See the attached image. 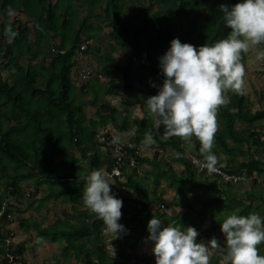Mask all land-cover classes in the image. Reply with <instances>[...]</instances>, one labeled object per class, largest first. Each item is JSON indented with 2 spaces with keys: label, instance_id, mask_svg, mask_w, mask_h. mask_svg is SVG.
I'll list each match as a JSON object with an SVG mask.
<instances>
[{
  "label": "trees",
  "instance_id": "16d2710c",
  "mask_svg": "<svg viewBox=\"0 0 264 264\" xmlns=\"http://www.w3.org/2000/svg\"><path fill=\"white\" fill-rule=\"evenodd\" d=\"M127 1L0 0V64L5 62L0 66V177L8 191L1 195L0 205L7 200L4 199L7 194L17 199H32L29 204L32 206L38 201L52 199L71 203L72 212H64L52 224L29 223L27 218L20 221V225L26 232L35 229L36 244L39 240L65 243L64 255L66 259L75 258L74 264H130L127 261L129 255L136 258L135 264H141L137 261L138 256L142 255L141 258L149 263L154 254H143L121 245L119 256L130 252L124 261H120L109 247L114 235L109 242L103 219L80 198L87 183L86 176L92 169L103 168L109 173L113 168L110 152L104 150L97 139L99 129L109 123L124 132L135 128L132 141L139 144L145 143L146 133L151 132L155 137L152 144L158 146L152 156L139 153L137 166L124 164L122 178L112 176L110 179L113 192L123 198L122 212L135 211L130 219L122 216V223L128 229L126 232L134 234L139 231L143 236L153 215L175 226L193 225L198 230L209 219L210 227L199 232L200 239L203 234L214 237L217 231H221L223 219L233 212L242 215L260 212L264 216L263 201L257 200L251 191L234 193L233 183H219L217 176L198 170L191 160L192 155L203 158L198 137L193 135L190 140L177 135L162 138L163 126L156 129L154 117L144 105V99L157 93L163 83L159 57L170 47V41L178 36L182 41L200 45L225 38L231 27L226 24L220 5L227 3L231 6L238 0H148L146 13H142L137 24L134 23L136 16L125 9ZM155 4L161 8L153 12ZM13 11L19 17L11 19ZM22 14L27 20L21 18ZM107 24L113 28L108 35L112 48L101 60L105 64L100 73L113 72L114 78H122L124 87L130 92L138 87L142 89L143 99L140 96L138 99L142 100L145 112L141 117H135L131 112L120 117L115 115L114 109L110 113L97 111L95 116L88 117L84 102L77 100L73 70L80 58L79 45L84 34L88 37L95 34L102 42L101 33ZM8 25L16 33L12 38L6 33ZM90 31H94L92 35ZM93 46L88 51H102L101 44ZM258 47L264 48V43ZM118 49L126 51L128 62L121 64L112 54ZM246 52L242 51V63ZM27 54L30 61L25 65L22 58ZM41 55L45 59L43 63H31ZM47 57L51 58L49 63ZM135 58L139 65L134 64ZM5 70L9 78H6ZM86 88L81 87L83 94ZM121 89L114 82L106 89L98 87L91 102L105 105L104 97L120 94ZM225 97V102L217 108L220 128L216 127L212 151L216 156L220 151L230 153L233 145L242 146L251 141L259 146L257 157L235 160L223 167L243 173L257 171L264 176V108L252 111L245 95L236 93L233 88L225 92ZM257 121L263 128L255 127ZM239 122L246 124V130L237 127ZM190 145L194 147L189 148ZM168 150L174 153L172 159L183 165L181 172L163 156V151ZM144 164L150 168L142 174L140 170ZM216 165L222 166L218 160ZM149 174L153 183L151 190L143 181ZM26 181L34 184V190L26 191L23 186ZM163 181L175 192L172 205L184 206L187 211L170 215L163 210L161 204L166 207ZM42 186L46 187V195L37 200ZM202 191H208V196L198 194ZM194 192L198 195L197 203L189 197ZM258 192L259 199L263 200L264 189ZM13 218V212L7 207L0 215V222L5 219L10 223ZM15 235L11 228L9 231L0 229L1 264H9L6 240ZM25 244H13L20 264H23ZM258 248L264 255V242ZM225 250V263L221 262L220 256H215L209 259V264H232L227 247Z\"/></svg>",
  "mask_w": 264,
  "mask_h": 264
},
{
  "label": "clouds",
  "instance_id": "9594fccd",
  "mask_svg": "<svg viewBox=\"0 0 264 264\" xmlns=\"http://www.w3.org/2000/svg\"><path fill=\"white\" fill-rule=\"evenodd\" d=\"M220 8L231 27L228 35L200 45L174 37L159 57L163 83L157 93L144 99L156 129L163 126L162 138L177 135L190 140L195 135L200 139L203 160L199 163L209 171H214L217 163L212 151L217 108L225 102L228 89L242 87V51L264 43V0H238L231 6L223 3ZM6 33L9 38L16 34L11 25ZM258 55L264 57V48L258 50ZM154 142L151 132L146 133L145 143ZM86 181L80 197L83 203L99 214L114 239L120 237L128 231L120 220L124 201L113 192L109 174L103 168H94ZM148 230L156 264H209L208 243L198 238L195 226L165 224L160 216L153 215ZM221 230L226 237L223 243L215 236L210 242L226 245L232 264H264V255L258 248L264 242V216L258 212H233L223 219Z\"/></svg>",
  "mask_w": 264,
  "mask_h": 264
},
{
  "label": "rangeland",
  "instance_id": "374dc122",
  "mask_svg": "<svg viewBox=\"0 0 264 264\" xmlns=\"http://www.w3.org/2000/svg\"><path fill=\"white\" fill-rule=\"evenodd\" d=\"M148 0H128L126 4V11L129 13H132L136 16L134 19V23H140L141 21V15L142 13H146L145 9L148 5ZM161 8L158 4H155V9L153 12L156 11V9ZM152 12V13H153ZM84 15V14H83ZM13 16H18V13L13 11L10 13V18L12 19ZM23 20H27L26 16L22 14L21 16ZM32 25V24H31ZM113 30L111 25L107 24L104 27L102 34V42L98 41L95 34H93L94 37L90 36L94 39V42L92 45H99L101 44L102 51L97 53L93 51H88L86 54H84V58H79L76 60L75 68L73 70V79L77 85L76 95L77 100H81L85 104V109L88 117H93L96 115L97 111H103L104 113H110L111 110L114 109L115 115H118L121 117L125 116L128 112H131L133 116L141 117L144 115L145 109L142 106V100L143 94L141 93L142 89L140 87L136 88L134 91L130 92L128 88L124 87V81L122 78L117 77L114 78L113 72H109L107 75L101 74L100 71L103 70V65L105 64L102 62V58L105 57V54L110 51L112 48L111 41L108 38L109 33ZM94 31H90L89 34L92 35ZM83 36L88 37L87 34H84ZM31 37H34L31 35ZM93 46V47H94ZM54 48V47H53ZM259 47L258 45H252L247 50L246 59L243 61V65L245 67V72L243 74V84L240 89L233 90L236 93L243 94L246 97V102L248 103L249 108H251L252 111H256L258 109L264 108V57H261L258 55ZM114 56H117L119 59V62L121 64H124L128 62V55L125 50L118 49L115 50L112 53ZM45 56V55H44ZM130 56V55H129ZM46 58V57H45ZM3 59V58H2ZM1 59V61H2ZM23 63L25 65H28L30 61V55L23 56ZM44 57L41 55L39 58L33 60L31 63L34 64H41L44 62ZM51 58L47 57L46 62H50ZM134 64L139 65L138 60L134 59ZM5 63L1 62L0 66ZM6 78H9L8 71H4ZM114 78V79H113ZM11 80V79H10ZM12 81V80H11ZM114 82L117 85H120L121 92L120 94L116 95H106L104 97V103L103 104H95L93 105L91 100L95 96L97 88L101 87L102 89H106ZM96 87L93 89L94 86ZM88 86L89 88H86ZM81 87L86 88L85 94H83V90ZM141 97V99H138V97ZM147 109V108H146ZM255 127H262L260 122L255 123ZM216 127L220 128V124L217 121V111H216ZM237 127L240 129L246 130V124L244 123H237ZM113 129L112 132L115 133V137L117 139L122 138V134L126 136V139H133V132L135 131V128L124 132L119 129H117L115 126H111ZM122 132V134L120 133ZM264 134V131H263ZM264 137V136H263ZM137 143V142H136ZM193 142L191 141L190 144ZM141 146L140 153L141 155H147L152 156L156 149H158V146L153 144H147V143H137ZM233 143L231 142V146ZM193 145H190L189 148H193ZM232 151L230 153H226L224 151L218 152L217 160L222 166H228L229 162L232 164L235 160L236 161H245L247 159L257 157L259 155V146L256 144H253L251 141L244 143L242 146H232ZM188 148V151H189ZM161 150V149H160ZM190 153V152H189ZM163 156L170 159L173 163L174 168L181 172L183 165L177 161H174L172 158L174 156V153L171 150L163 151ZM150 166L148 164H144L141 166L140 173L144 174L146 173V170L149 169ZM109 179H112V176L109 175ZM152 177L149 174L146 179H144L145 187L151 190L153 188L152 183ZM4 179L0 177V200L1 195L5 194L6 191L4 189L3 184ZM233 191L234 193L240 194L245 191H251L252 195L257 197V200L263 201L264 198L259 199V192L264 189V176L259 175L257 171H253L248 173L247 171L244 172V179L237 183H233ZM23 186L25 187L26 191L29 192L31 190H34V184L31 181L23 182ZM162 187L165 189V204L166 207L163 208L167 213L170 215H177L180 214V212L187 211V208L184 206H174L172 205L173 198L175 197V192L173 189L168 188L166 186L165 181L162 183ZM45 186L40 187V192L38 193L37 200L43 199V197L46 195ZM199 195L202 197L208 196V191H202L198 192ZM27 196V195H26ZM131 196V195H129ZM197 193H191L189 194V197L192 199L193 202L197 203L199 202L197 198ZM240 196V195H239ZM28 197V196H27ZM241 197V196H240ZM4 199H7L6 202V208L8 207L10 211L13 212V219L10 223L5 221V219L0 222V229H6V231H9V227L11 226V229L15 231V241L17 243H26L25 244V251L23 254V264H74L76 263L75 258L66 259L63 248L65 246V243H51L47 240H39L38 244H36L34 241H36V234L37 232L32 230H29L26 232L24 228L20 225V221L29 219V223H33V221H41L43 224L48 225L52 224L54 221H56L57 217L62 215L64 212H72V204L69 202H63L62 200H50V201H38L35 205H29L32 202V199H17L16 197L12 195H6ZM5 202L3 204H5ZM2 204V205H3ZM2 205H0V209H2ZM79 209H84L83 206L79 204H74ZM135 213L132 212V215ZM260 213V212H258ZM130 219V217H127ZM128 219V220H129ZM123 221V220H122ZM121 221V222H122ZM167 224V222H164ZM187 227L186 225H184ZM189 226V225H188ZM181 227V226H178ZM183 227V226H182ZM210 227V220L206 219L202 225L201 228L198 230V232H202L205 230H208ZM203 229V230H202ZM108 234V241H111V235L112 233L106 231ZM206 233V232H205ZM207 235V234H206ZM200 236V240H203L205 243H208V255L209 259L215 256L221 257V262L225 263V252H226V245L220 246V245H212L211 239L212 236L209 237V235ZM139 231L136 233L131 232H124L121 234L120 237L115 238L113 236V245L114 248L111 246V243H109V247L114 250V255H118L119 248L121 245L126 247V249L136 251V252H145L146 250L152 251V245L153 241L147 239L149 236V230H147L143 236H140ZM215 237L219 239L221 243L226 239L224 236V233L221 231H217L215 234ZM139 238V243H136V240ZM37 242V241H36ZM129 250V252H130ZM128 252V251H127ZM128 252V253H129ZM127 253V254H128ZM126 254V256H127ZM132 254V253H131ZM125 253L121 256H119L120 261H124L126 259V256H124ZM129 257L127 260L130 262V264H135V259L132 257ZM1 264V261H0Z\"/></svg>",
  "mask_w": 264,
  "mask_h": 264
},
{
  "label": "built area",
  "instance_id": "2783aa9c",
  "mask_svg": "<svg viewBox=\"0 0 264 264\" xmlns=\"http://www.w3.org/2000/svg\"><path fill=\"white\" fill-rule=\"evenodd\" d=\"M94 39L91 37H85L81 41L79 45L78 50V57L84 58V54L88 51L90 46L93 44ZM97 139L101 143V147L109 151L111 154V158L113 163L112 170L108 173L110 176H117L119 178L123 177V170L122 167L124 164H127L129 166H137V155L140 153L141 146L138 145L136 142L129 140H121L117 139L110 129V127H102L99 129L97 133ZM191 160L194 163V165L198 168L200 171H206L208 174H212L218 177L219 183H237L244 179V173L238 172V171H229L225 169L223 166L216 165V168L214 171H209L206 167L200 166V161L203 160V158L199 157L198 155H192ZM162 208L165 207L164 203L161 204ZM2 209H0V215H2L6 209L5 204H3ZM156 208V207H155ZM133 212V211H132ZM132 212L125 214L122 212V216L126 215L127 217L132 216ZM10 216V215H9ZM122 221V217L120 218ZM15 238H7V251H6V259L8 260L9 264H20L19 261V255L15 253L14 246ZM12 247V248H11ZM120 248V247H117ZM112 249V248H110ZM113 250V249H112ZM114 252V250H113ZM117 252V251H116ZM114 252V253H116ZM152 254V251L146 250L143 252V254ZM142 255L137 257V261L141 264H153L155 258V254L152 255V258L149 259V263L146 262L143 258H141ZM136 259V258H135Z\"/></svg>",
  "mask_w": 264,
  "mask_h": 264
},
{
  "label": "crops",
  "instance_id": "0c3cea01",
  "mask_svg": "<svg viewBox=\"0 0 264 264\" xmlns=\"http://www.w3.org/2000/svg\"><path fill=\"white\" fill-rule=\"evenodd\" d=\"M20 16H22V15H20ZM22 18V17H21ZM27 18V17H26ZM115 57H117V56H115ZM118 58V57H117ZM113 124L112 123H109L108 125H107V127H110V129L111 130H113L112 128H111V126H112ZM114 133V132H113ZM120 133L122 134V132L120 131ZM114 135H115V133H114ZM121 140H129L128 138L126 139V136L125 135H123L122 134V138H120ZM9 228H11V226L9 227ZM52 243V242H51Z\"/></svg>",
  "mask_w": 264,
  "mask_h": 264
}]
</instances>
